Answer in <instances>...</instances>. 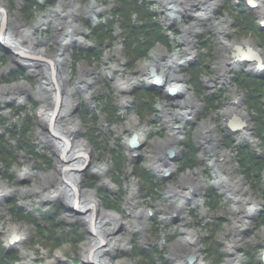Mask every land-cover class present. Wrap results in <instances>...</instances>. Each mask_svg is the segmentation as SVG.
<instances>
[{
    "label": "rangeland",
    "instance_id": "rangeland-1",
    "mask_svg": "<svg viewBox=\"0 0 264 264\" xmlns=\"http://www.w3.org/2000/svg\"><path fill=\"white\" fill-rule=\"evenodd\" d=\"M130 2L0 0L20 33H32L35 49L62 58L56 65L67 97L62 104L70 106L60 108L67 110L74 139L91 152L81 169V195L93 197L103 212L116 209L115 218L129 224L116 230L122 246L107 260L216 264L214 239L222 255L218 264H263L264 166L260 172L243 169L237 153L247 149L264 157V127L252 103L264 111V0H172L170 7L168 0H143L137 13ZM37 23L40 28L32 31ZM149 24L157 26L160 39L146 54L139 51L142 57L135 54L143 45L137 38L127 51L124 27L143 29L142 35ZM3 48L0 156L13 159L0 162V259L89 264L82 260L94 241L87 221L53 186L61 183L57 154L39 118L52 87L41 76L47 71ZM22 133L34 145L32 153L19 148L27 142ZM117 162L122 177L114 176ZM152 177L159 182L155 191L144 190L140 178ZM211 192L217 201L212 206ZM9 226L20 235L17 244L8 241ZM53 228L60 238L83 240H72L77 246L71 249L68 242L53 241Z\"/></svg>",
    "mask_w": 264,
    "mask_h": 264
},
{
    "label": "bare ground",
    "instance_id": "bare-ground-1",
    "mask_svg": "<svg viewBox=\"0 0 264 264\" xmlns=\"http://www.w3.org/2000/svg\"><path fill=\"white\" fill-rule=\"evenodd\" d=\"M168 1V7H170L172 5V0ZM252 2L254 4L256 3L255 0H252ZM40 25V23L35 24L32 27V31H37ZM20 27L21 26L16 24L13 19H9L7 10L0 3V45H3L11 52L23 58L31 59L32 61L29 62V64L34 66V68L41 67L40 65L45 66L43 70H46L48 75L41 76L52 86L51 89H48L47 92L44 93L46 96V103L40 112L39 118L44 128L47 129L50 137L49 142H51V146L57 154L56 168L61 183L56 181L57 183L53 184V186L56 187L57 192L59 191V195L62 193L64 194L65 203L82 215L83 221H87V231L91 234L92 238H94V241L90 243V248L82 254V260L89 264H112L107 260L106 256L108 253L117 252L122 246L121 236L117 234L116 230L119 227H123L125 224L129 226V224L120 223V221L115 218V214L119 213L115 208H112L115 210L108 209L103 212L98 202L93 197L81 195L82 192H80L79 189V179L83 173L81 169L88 163L91 152L87 145L74 139L73 135H75V129L72 126L70 127L69 124H67V119H65L67 110L60 108V106H65L67 108L70 106L66 105L67 103L62 104L63 100L66 101L67 97L62 93L64 79L59 75L56 67L57 62L61 61L62 58L59 59L58 55H50L43 50L35 49V40L32 38V33L29 32L27 36H25V31V33H20ZM60 47L63 48L62 45ZM36 57L44 62L39 64L37 62L38 60H35ZM151 66L155 67L154 65ZM157 76L162 81L164 80L163 75L159 74V72ZM161 80L160 82H162ZM167 84H169V88H174L177 91L180 89L178 85H171L172 83L170 81H167ZM119 89L125 90L126 88L119 86ZM11 90L12 88H7V91L11 92ZM165 162H168L167 164L169 166L172 164H170V161L167 159H165ZM45 189H49V187ZM49 191L50 190H48L47 193H49ZM130 213L132 214L131 218L133 221H137L138 214L134 211H130ZM7 231L9 234H13L8 241L10 240L11 244L14 242L17 244L20 241V235L17 229L9 226ZM54 237L60 238L57 234H54ZM62 239L63 240L60 241L65 243L68 242L71 249L77 246L74 243H70L72 240H75L73 237L71 239L67 237ZM81 240L79 242H81ZM61 244L63 243L61 242ZM192 257L196 259L195 255Z\"/></svg>",
    "mask_w": 264,
    "mask_h": 264
},
{
    "label": "trees",
    "instance_id": "trees-1",
    "mask_svg": "<svg viewBox=\"0 0 264 264\" xmlns=\"http://www.w3.org/2000/svg\"><path fill=\"white\" fill-rule=\"evenodd\" d=\"M87 1V0H86ZM143 0H131V2H130V5H131V7H135V8H132V12L133 13H137L139 10L138 9H142V7L140 6V3L142 2ZM25 9H27V8H25ZM135 11V12H134ZM25 13H27L26 11H24ZM136 15V14H135ZM146 17H148L147 15H146ZM123 21H124V19H123ZM127 25V23L124 25V26H126ZM124 31H125V33H123V40H124V45H125V49L128 51V49H129V47H132L133 48V45H135V42L136 41H134V40H132V38H137V39H139V40H141V42L143 43V45L142 46H136V52H135V54H137V56L138 57H142V56H144L147 52V48L149 49V48H151L152 47V45H153V43L154 42H156L158 39H160L159 38V33H158V31H159V29L157 28V26H155V25H152V24H149V27H148V30H145L144 31V34H142V35H139V34H141L142 33V30L143 29H138V28H135V27H133V26H127L126 28L124 27ZM148 31L149 32H151L152 34H155V35H157V39L154 41L153 39H151L149 36H148ZM95 32H93V34H94ZM97 33H99V35H98V37L100 38V36H101V34H102V32L101 31H99V32H97ZM111 35V34H110ZM112 36V35H111ZM139 36H142V38L140 39L139 38ZM130 37V38H129ZM100 43H101V41H100ZM137 43V42H136ZM139 44V43H138ZM144 47H146V48H144ZM139 51H144L145 52V54H143V52L142 53H140ZM126 57H128V56H126ZM131 60H133V59H131ZM250 83H252V81H250ZM253 96H255V95H253ZM253 103V109L255 110V109H257L256 111H258V126H262V127H264L263 125H262V123L260 122L262 119H264V111H261V110H259V107H258V105H259V103H256L255 101L254 102H252ZM107 107H110L108 104H107ZM108 109V108H107ZM108 111H116V109H114V108H112V107H110V109H108ZM259 127V128H260ZM22 137L23 138H25V140H27V142H25V143H19L18 144V146H19V148H21V150H23V151H32L33 149H34V145H33V148H32V146L30 145V143H29V139H27V134H24V133H22ZM190 152H193V150L190 148ZM32 153V152H31ZM238 157H240L239 158V162L241 163V165L243 166V169H250V171H261V170H263V168H261V167H263L264 166V157H262V159H259L258 157H256L254 154H252L249 150H244V149H239V151H238ZM34 155H35V153H34ZM13 156H0V162L1 161H3V162H6L8 159H11ZM29 157H32L34 160H36L39 156H29ZM13 159V158H12ZM117 168H114V173H115V175L114 176H117V177H119V176H121L122 177V173H123V166H122V164H121V162L120 163H118L117 162ZM242 171H246V170H242ZM5 173H6V169H5V171H4ZM259 172H257V174H256V178H258L259 177ZM142 181V183H143V189L144 190H153V191H155L154 190V186H156L157 184H158V182H156L155 180H154V177H152V178H140ZM207 199L209 200V203L211 204V206L214 204H216V194H215V192H211V194H209L208 196H207ZM206 203H207V201H206ZM113 208V207H112ZM211 208V207H210ZM36 227H39V226H37V225H35ZM156 226H158V225H156ZM56 230H57V228L55 229V228H53V230H52V234H51V236L52 237H54V234L56 235L57 234V232H56ZM72 237H70V239H71ZM73 238L75 239L74 241H80L82 238L80 237V236H76V237H74L73 236ZM60 240H63L62 238L60 239L59 238V240H58V237H54V242H58V241H60ZM214 240V239H213ZM212 240V245L211 246H213L214 247V250L216 251L215 252V255H216V259H214L213 258V260H216L215 262H213V263H216V264H218L219 262H220V260H221V258H222V255H221V253H220V251H218V245L216 244V242L215 241H213ZM62 242V241H61ZM211 246L210 247H208L205 251L208 253V252H210L211 251ZM136 253L138 254V256H142V257H146L147 259H149V255L147 254V253H145V252H141V251H136ZM214 255V256H215ZM206 256H207V254H206ZM213 256V255H212ZM208 257V256H207ZM250 257H251V255H250ZM249 258V257H248ZM248 264H254V262L253 261H250V260H248V262H247ZM0 264H3L2 263V261H1V259H0Z\"/></svg>",
    "mask_w": 264,
    "mask_h": 264
},
{
    "label": "water",
    "instance_id": "water-1",
    "mask_svg": "<svg viewBox=\"0 0 264 264\" xmlns=\"http://www.w3.org/2000/svg\"><path fill=\"white\" fill-rule=\"evenodd\" d=\"M158 81H160V80H158ZM133 143H134V141L132 140V141H130V145L132 146L133 145ZM170 156H168V157H172V154H169ZM189 262H192L193 261V259H191V258H189V260H188ZM262 263L264 264V255H263V259H262Z\"/></svg>",
    "mask_w": 264,
    "mask_h": 264
}]
</instances>
